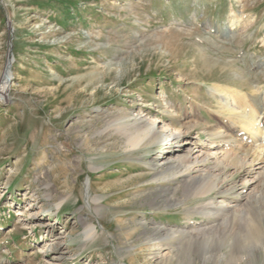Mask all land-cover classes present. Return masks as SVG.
<instances>
[{
  "label": "rangeland",
  "instance_id": "374dc122",
  "mask_svg": "<svg viewBox=\"0 0 264 264\" xmlns=\"http://www.w3.org/2000/svg\"><path fill=\"white\" fill-rule=\"evenodd\" d=\"M232 10L241 21L230 29ZM10 58L12 89L0 100V264H54L41 249L47 224L62 235L61 264H228L239 220L218 239L217 256V242L200 243L206 256L193 243L188 256L186 239L172 236L185 216L205 218L188 211L206 197L163 196L171 170L156 176L152 159L168 140L128 150L100 131L143 108L197 115L194 132L206 140L204 126L219 121L214 86L264 89V0H0V81ZM232 179L241 190L240 176ZM86 184L99 212L92 199L87 206ZM31 194L42 200L33 201L42 208L32 228L22 224ZM81 214L100 230L95 240L85 239ZM157 246L171 250L167 261ZM254 259L264 264V249Z\"/></svg>",
  "mask_w": 264,
  "mask_h": 264
},
{
  "label": "bare ground",
  "instance_id": "6f19581e",
  "mask_svg": "<svg viewBox=\"0 0 264 264\" xmlns=\"http://www.w3.org/2000/svg\"><path fill=\"white\" fill-rule=\"evenodd\" d=\"M240 21L232 10L227 26L233 27ZM11 62L12 58L9 59L0 81L1 101L9 98L12 89L13 73L9 68ZM252 89L248 94L236 86L216 85L212 88L217 104L215 112L219 121L217 125L204 126L202 132L207 136L206 140H202L199 131L194 132L199 124L197 115H192L196 120L186 121L187 114L168 115L165 118L153 110L143 108L139 111L134 110L117 124L115 122L113 126L107 125L108 127L100 131L108 137L118 135L123 138L124 146L128 150L150 149L154 143L168 140L166 145H171V147L166 149V153L156 155L152 159L154 164L157 162L155 164L156 176L165 173L166 170H171L172 179L167 184H160L163 187L161 189L163 196L174 202H182L187 196L206 197L188 211V214L199 212L205 218L192 221L185 216L184 224L180 227L177 225V229H172L173 237L182 235L186 239L188 247L185 252L188 256L197 252L196 248H191L193 243L203 244L209 241L217 242L214 245L215 249L213 248L214 252L212 254L209 252L207 244L205 246L200 244L198 254L206 256L210 253V256H217L223 244L218 239L224 240L225 236L234 232L232 230L234 223L231 222L235 220H239L236 223L238 231L235 233L236 240L228 264H236L237 261L240 264H255V255L260 249H264V193L260 191L259 197L255 189L260 182H264V116L261 114L264 113V89L260 86H254ZM192 142L197 146L193 147ZM162 144L161 147L165 146ZM179 145L180 147H177ZM235 174H238L240 180L243 181L241 190L238 189V180L232 179ZM173 182L178 185L174 186ZM86 185L87 206L93 207L92 199L95 202L96 212H99L103 207L101 198L97 194L92 197L89 185ZM54 186L53 182L48 181L45 187L55 191ZM177 188L181 189L182 196H175ZM68 195L70 194L62 195L61 199L55 203L56 210L62 208L70 197ZM163 196L157 195V197ZM156 199L153 198L152 203L155 204ZM33 201L40 203L42 200L31 194L30 203L22 209L24 216H27L22 224L30 228L36 225V218L35 220L33 218L42 208L37 209ZM80 221L84 225L86 240H95L100 236V230L87 215L81 214ZM45 228L51 240L43 241L44 245L41 249L44 250L49 262L61 264L67 256V251L61 243L62 235L59 232L55 233L51 225L47 224ZM159 229H164L169 234L170 228L165 229L162 226ZM87 244L88 242L85 241L84 245ZM157 248L155 253L167 261L171 250L166 251L158 246ZM190 249L193 250L190 251ZM242 249H244V254ZM48 250L49 254L46 252ZM246 253L252 259L247 261L243 257ZM189 264L192 263L189 262Z\"/></svg>",
  "mask_w": 264,
  "mask_h": 264
},
{
  "label": "water",
  "instance_id": "95a60500",
  "mask_svg": "<svg viewBox=\"0 0 264 264\" xmlns=\"http://www.w3.org/2000/svg\"><path fill=\"white\" fill-rule=\"evenodd\" d=\"M11 65V64H10ZM9 68H10V66H9Z\"/></svg>",
  "mask_w": 264,
  "mask_h": 264
}]
</instances>
